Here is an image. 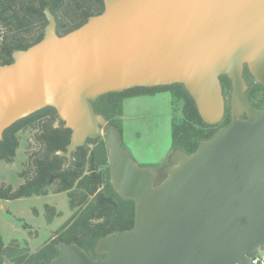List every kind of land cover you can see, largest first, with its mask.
I'll use <instances>...</instances> for the list:
<instances>
[{
	"label": "water",
	"instance_id": "obj_1",
	"mask_svg": "<svg viewBox=\"0 0 264 264\" xmlns=\"http://www.w3.org/2000/svg\"><path fill=\"white\" fill-rule=\"evenodd\" d=\"M103 9L59 34L46 6L35 43L0 63L4 130L51 107L70 130L63 156L102 138L116 194L133 224L98 238L94 258L54 244L50 264H250L264 255V107L249 99L246 67L264 89V0H102ZM229 120L196 148H174L162 170L140 166L92 101L133 87L181 84L202 121ZM3 264H17L4 254Z\"/></svg>",
	"mask_w": 264,
	"mask_h": 264
},
{
	"label": "trees",
	"instance_id": "obj_2",
	"mask_svg": "<svg viewBox=\"0 0 264 264\" xmlns=\"http://www.w3.org/2000/svg\"><path fill=\"white\" fill-rule=\"evenodd\" d=\"M46 6L56 18L58 33L63 34L81 25L88 16L101 12L103 1L0 0V28L4 30L0 33V63L10 62L11 53L14 50L26 48L42 37L46 24L43 10ZM36 25L38 29L33 33L32 28ZM159 90H170L172 95L183 100V117L179 122L174 121L172 125L173 148L191 152L202 139L208 138L218 125L202 121L193 99L181 84L133 87L120 92H109L99 96L92 103L96 112L110 120L112 108H117L123 97ZM261 103H264V93L259 96V104ZM118 111H121L120 103ZM40 118H45L46 121L36 136L40 150L34 157L32 173L28 175L25 169L20 171L19 176L23 181L16 187L1 183L0 199L47 194L48 187L54 185V192H68L71 207L80 206L88 196H93L94 200L74 213L54 232L52 244L48 243L28 257L18 255L16 258H11L6 253L0 235V264H3V254L17 264H50L51 259L56 255L54 244L59 241L74 242L81 248L92 250L98 238L111 231L128 229L133 224V202L119 197L111 187L107 175H103L98 170L100 164H107V152L103 139H88L83 146L72 153L71 160L68 162L63 153L69 141L70 130L62 126V122L51 107L40 109L4 130L3 139L0 140V159L12 161L18 146L16 132L33 126L34 122ZM55 120L59 121L56 126L53 125ZM110 123L120 135L119 125ZM97 142H100L98 147L89 149V144ZM105 182L108 187H111L108 193L102 191ZM75 189L81 191V198L77 201L72 192ZM48 208L52 209V207Z\"/></svg>",
	"mask_w": 264,
	"mask_h": 264
},
{
	"label": "rangeland",
	"instance_id": "obj_3",
	"mask_svg": "<svg viewBox=\"0 0 264 264\" xmlns=\"http://www.w3.org/2000/svg\"><path fill=\"white\" fill-rule=\"evenodd\" d=\"M37 29L38 25L32 28V32L34 33ZM3 31V28H0V33ZM243 77L247 84L246 93L253 102L259 104V96L264 93L263 87L253 80L249 71H244ZM221 84L226 103V113L221 123H227L229 120L228 98L231 88L227 78H221ZM135 96L133 98L123 97L119 101L121 111H118V103V109L112 108V116L110 120H106L119 125L121 143L137 164L162 170L168 164L169 155L173 149V122H179L183 117V100L172 95L170 90H159ZM45 121V118H40L34 122L33 126L16 132L18 146L12 161L7 162L0 159V184H11L16 187L22 181L19 176L20 171L25 169L28 175L32 173L34 157L40 150L36 136ZM58 124V120L53 122L55 126ZM99 143L89 144V149L98 147ZM98 170L103 175H107L110 182L108 157L107 164H100ZM111 187H108L105 182L102 191L108 193ZM54 188V185L49 186L47 194L0 199V235L5 244L6 253L11 258H16L18 255L28 257L48 243L52 244L54 232L74 213L94 200L93 196H88L80 206L71 207L68 192H54ZM72 192L76 201L81 198L79 189Z\"/></svg>",
	"mask_w": 264,
	"mask_h": 264
},
{
	"label": "flooded vegetation",
	"instance_id": "obj_4",
	"mask_svg": "<svg viewBox=\"0 0 264 264\" xmlns=\"http://www.w3.org/2000/svg\"><path fill=\"white\" fill-rule=\"evenodd\" d=\"M248 71V69L246 68V67H244L243 68V73H244V71ZM254 80V79H253ZM136 95H139V94H136ZM248 95V94H247ZM132 96H135V95H132ZM128 97H131V96H128ZM249 97V96H248ZM249 99H250V97H249ZM251 101H252V103L254 104V106L255 107H257V108H262V107H264V103H261V104H256L255 102H253V100L252 99H250ZM226 113V112H225ZM223 124H225V123H219L218 124V127L220 126V125H223ZM174 149V148H173ZM172 149V150H173ZM185 151V150H184ZM187 152V151H186ZM90 254H91V256L92 257H94V258H101L103 255H95L93 252H92V250L91 251H89V250H87Z\"/></svg>",
	"mask_w": 264,
	"mask_h": 264
},
{
	"label": "built area",
	"instance_id": "obj_5",
	"mask_svg": "<svg viewBox=\"0 0 264 264\" xmlns=\"http://www.w3.org/2000/svg\"><path fill=\"white\" fill-rule=\"evenodd\" d=\"M250 264H264V255L261 251L259 253L252 257L250 260Z\"/></svg>",
	"mask_w": 264,
	"mask_h": 264
},
{
	"label": "crops",
	"instance_id": "obj_6",
	"mask_svg": "<svg viewBox=\"0 0 264 264\" xmlns=\"http://www.w3.org/2000/svg\"><path fill=\"white\" fill-rule=\"evenodd\" d=\"M134 97H136V96H134ZM130 98H133V96H131ZM22 181H23V179H22ZM22 181H21V182H22ZM21 182H20V183H21ZM20 183H19V184H20ZM4 245H5V244H4Z\"/></svg>",
	"mask_w": 264,
	"mask_h": 264
}]
</instances>
